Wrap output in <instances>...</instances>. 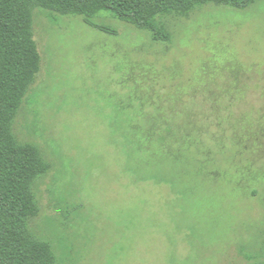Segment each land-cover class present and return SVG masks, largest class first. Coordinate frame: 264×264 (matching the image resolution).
Wrapping results in <instances>:
<instances>
[{
	"label": "rangeland",
	"instance_id": "374dc122",
	"mask_svg": "<svg viewBox=\"0 0 264 264\" xmlns=\"http://www.w3.org/2000/svg\"><path fill=\"white\" fill-rule=\"evenodd\" d=\"M33 13L14 122L48 171L28 229L56 264H264V0L160 18Z\"/></svg>",
	"mask_w": 264,
	"mask_h": 264
},
{
	"label": "trees",
	"instance_id": "16d2710c",
	"mask_svg": "<svg viewBox=\"0 0 264 264\" xmlns=\"http://www.w3.org/2000/svg\"><path fill=\"white\" fill-rule=\"evenodd\" d=\"M255 0H0V264H56L51 245L32 233L29 218L38 214L34 186L49 164L36 145L21 143L13 122L40 69L33 39V13L79 16L108 35L116 31L94 22L101 12L149 33L155 42L170 40L160 18L186 16L206 4L243 10Z\"/></svg>",
	"mask_w": 264,
	"mask_h": 264
}]
</instances>
